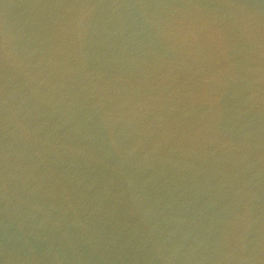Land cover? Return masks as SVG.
<instances>
[{
    "label": "water",
    "instance_id": "1",
    "mask_svg": "<svg viewBox=\"0 0 264 264\" xmlns=\"http://www.w3.org/2000/svg\"><path fill=\"white\" fill-rule=\"evenodd\" d=\"M0 264H264V0H0Z\"/></svg>",
    "mask_w": 264,
    "mask_h": 264
}]
</instances>
